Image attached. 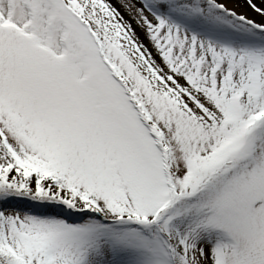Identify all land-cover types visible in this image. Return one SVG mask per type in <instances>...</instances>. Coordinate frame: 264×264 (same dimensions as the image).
<instances>
[{"label":"snow or ice","instance_id":"snow-or-ice-1","mask_svg":"<svg viewBox=\"0 0 264 264\" xmlns=\"http://www.w3.org/2000/svg\"><path fill=\"white\" fill-rule=\"evenodd\" d=\"M0 264H264V0H0Z\"/></svg>","mask_w":264,"mask_h":264}]
</instances>
